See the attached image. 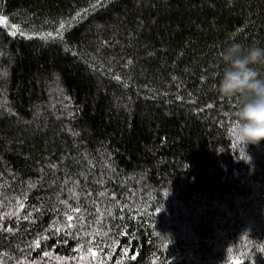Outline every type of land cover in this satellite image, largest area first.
<instances>
[{
    "label": "trees",
    "instance_id": "obj_1",
    "mask_svg": "<svg viewBox=\"0 0 264 264\" xmlns=\"http://www.w3.org/2000/svg\"><path fill=\"white\" fill-rule=\"evenodd\" d=\"M0 17V264H264V140L215 87L225 46L264 47V0Z\"/></svg>",
    "mask_w": 264,
    "mask_h": 264
},
{
    "label": "clouds",
    "instance_id": "obj_2",
    "mask_svg": "<svg viewBox=\"0 0 264 264\" xmlns=\"http://www.w3.org/2000/svg\"><path fill=\"white\" fill-rule=\"evenodd\" d=\"M219 57L224 66L216 73L217 91L223 97L242 98L233 113L235 139L244 147L258 144L264 140V75L256 66L264 65V47L234 42L225 46Z\"/></svg>",
    "mask_w": 264,
    "mask_h": 264
},
{
    "label": "snow or ice",
    "instance_id": "obj_3",
    "mask_svg": "<svg viewBox=\"0 0 264 264\" xmlns=\"http://www.w3.org/2000/svg\"><path fill=\"white\" fill-rule=\"evenodd\" d=\"M98 3H99V0H98ZM77 15H79V13H77ZM3 19H4L3 17H0V20H3ZM13 27H15V26H13ZM60 28H61V29L64 28V24H63V22L61 23ZM12 34L15 35L16 32H13ZM20 34L23 35V33H20ZM47 35L50 37L52 34H51V33H48ZM77 211H79V210L77 209ZM68 220L71 221V220H72V217H71V216H68ZM57 231H59V230L57 229ZM261 250H264V249H261ZM89 253H90V255H92L93 257H95V256L97 255V252L94 251V250H91V249H89ZM44 255L46 256L47 253H44ZM101 264H103V262H101ZM233 264H240V262H239L238 260H236V261L233 262Z\"/></svg>",
    "mask_w": 264,
    "mask_h": 264
}]
</instances>
